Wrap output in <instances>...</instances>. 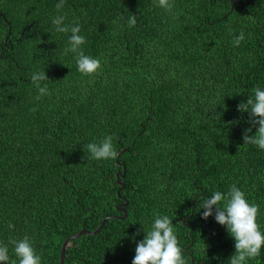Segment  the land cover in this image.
<instances>
[{"label": "trees", "instance_id": "16d2710c", "mask_svg": "<svg viewBox=\"0 0 264 264\" xmlns=\"http://www.w3.org/2000/svg\"><path fill=\"white\" fill-rule=\"evenodd\" d=\"M170 2L171 13L158 0H65L60 11L59 0H0L6 264H18L11 239L28 236L41 264H59L69 236L123 217L121 164L128 217L72 240L64 264H132L156 215L172 220L186 264H229L235 240L215 211L203 219L200 203L232 185L259 205L264 233V150L245 144V130L254 135L258 125L238 110L264 90V0ZM58 15L80 25L83 51L101 61L96 73L82 74L76 54H64L71 33L55 32ZM39 71L50 95L37 100ZM108 135L119 161L89 158L84 145ZM246 264H264V247Z\"/></svg>", "mask_w": 264, "mask_h": 264}, {"label": "clouds", "instance_id": "9594fccd", "mask_svg": "<svg viewBox=\"0 0 264 264\" xmlns=\"http://www.w3.org/2000/svg\"><path fill=\"white\" fill-rule=\"evenodd\" d=\"M64 3L65 0H59V3L56 4L57 11L64 7ZM158 6L169 13L174 7L170 0H158ZM65 19L66 16L58 15L52 20L55 32L71 33L68 41L69 46L64 49V54L67 55L69 52L76 54L78 71L82 74L96 73L101 68V61L85 54L82 46L86 43V38L80 34V25L78 23L66 25ZM136 23V17L133 15L128 21L129 27L135 26ZM244 39V33L241 31L238 36H234L233 46L239 47ZM47 79L49 78L45 71L32 74L31 80L38 92L37 100L45 95H50L47 85H41V81ZM238 110L242 113L250 110V123L253 126L258 125L254 135H249L252 128L245 130L243 134L245 144H254L264 150V90L256 87L254 97H250L247 102L239 104ZM84 149L89 154V158L95 160H114L118 156L111 135L106 136L99 143L85 144ZM200 208L205 209L202 213L205 220L213 216L215 211V220L219 224L225 225L234 238L236 251L230 258L229 264H246L247 260L260 255L261 249L264 247V233L261 232L257 223L259 205L254 202L249 203L245 193L240 188L232 185L226 194L221 191H214L209 198L202 199ZM8 227L14 228V225L9 224ZM144 231L146 235L136 246V254L132 264H186L172 220L168 215H156L150 230L144 229ZM133 239L135 240V237ZM9 243L14 246L13 250L18 258V264H41V257L36 254L28 236L20 240L11 239ZM8 261L9 248L0 242V264H6ZM11 264H17V261L12 260Z\"/></svg>", "mask_w": 264, "mask_h": 264}, {"label": "water", "instance_id": "95a60500", "mask_svg": "<svg viewBox=\"0 0 264 264\" xmlns=\"http://www.w3.org/2000/svg\"><path fill=\"white\" fill-rule=\"evenodd\" d=\"M1 17H2V13H0V18ZM10 29H11V27H10ZM119 157H120V155L118 156L117 162L119 161ZM121 165L123 166V170H122V172H118L117 175H116L117 176V184L120 186V188L118 190V196L121 199L125 200V203L120 204L118 206V210L123 212L124 216L123 217H118L116 215H113V216L106 217L105 219H103L101 225L95 231L87 230L86 228H84L80 232L69 236L65 240L63 245H62L60 263L59 264H64L65 263L66 251H67V248H68L69 244L72 242V240L77 239V238H79V237H81L83 235H96V234H98L105 227L106 223L109 220H111V219H116V218L126 219L128 217V211L126 210V207L128 206L129 201L121 196V191L125 188V183L122 182L121 177H125L126 166L124 164H121ZM192 264H194V260L193 259H192Z\"/></svg>", "mask_w": 264, "mask_h": 264}]
</instances>
